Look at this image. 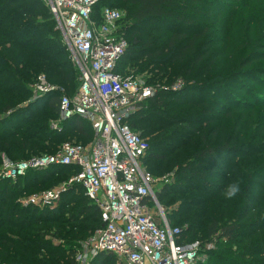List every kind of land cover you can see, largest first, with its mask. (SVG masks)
<instances>
[{"label":"trees","instance_id":"16d2710c","mask_svg":"<svg viewBox=\"0 0 264 264\" xmlns=\"http://www.w3.org/2000/svg\"><path fill=\"white\" fill-rule=\"evenodd\" d=\"M103 7L124 12L127 48L115 72L154 88L128 124L148 141L145 169L177 181L155 197L182 229L178 243L198 241L200 264H264V0H100L94 18ZM39 74L56 89L33 99ZM78 76L42 0H0V154H53L74 134L88 145L84 118L52 128L60 92L73 94ZM177 79L184 84L172 90ZM78 171L53 165L0 176V264H75L84 239L105 226L82 185L45 205L19 198ZM233 183L240 191L226 198ZM89 264L117 258L100 252Z\"/></svg>","mask_w":264,"mask_h":264},{"label":"built area","instance_id":"2783aa9c","mask_svg":"<svg viewBox=\"0 0 264 264\" xmlns=\"http://www.w3.org/2000/svg\"><path fill=\"white\" fill-rule=\"evenodd\" d=\"M42 1L79 74L74 93L61 95L58 118L52 128L58 129L62 121L79 116L91 123L93 138L88 145L65 142L53 154L17 161L6 159L0 176L15 180L30 169L79 167L66 184H81L105 223L82 243L76 257L82 264L100 252L111 253L124 264L203 263L201 244L178 243L182 229L167 223L153 188L158 179L143 165L148 141L128 124L130 115L153 95L154 88L137 77L115 72L127 48V41L120 34L123 12L103 7L94 18V6L100 0ZM183 84L182 79H177L170 88L177 90ZM55 89L44 74H39L32 85L33 99ZM61 191H48L25 202L44 205L57 200ZM151 203L157 208L160 222L152 215ZM212 248L213 243L205 244V250Z\"/></svg>","mask_w":264,"mask_h":264},{"label":"rangeland","instance_id":"374dc122","mask_svg":"<svg viewBox=\"0 0 264 264\" xmlns=\"http://www.w3.org/2000/svg\"><path fill=\"white\" fill-rule=\"evenodd\" d=\"M108 5H110L109 3H107ZM121 12H123L122 10H120ZM124 13V12H123ZM71 61V60H70ZM72 63V62H71ZM72 66L75 68V66L73 65V63H72ZM75 70H77L76 68H75ZM137 78H139L142 82H144L141 78H142V76L141 75H139V76H137ZM168 84H170V83H168ZM65 92H63V91H61L60 92V94L62 95V94H64ZM30 99V98H29ZM29 100H27L26 102H28ZM22 105V104H21ZM20 104L18 105V106H21ZM42 105V104H41ZM17 106V107H18ZM16 107V108H17ZM42 108H43V105H42ZM44 113H46V112H44ZM57 123V122H56ZM66 141H68V143H75V144H77V143H82V142H86L87 140H86V137H84V136H78L77 134H74L73 135V139H70V140H66ZM6 159H9L8 157H6L5 155H4V153L3 152H1V154H0V171H1V167H2V163H3V161L4 160H6ZM171 176H172V173H169ZM157 175H159V176H157V177H155V178H157L158 179V181L156 182V184H154L153 185V188H154V191H156L157 190V188L161 185V184H163L164 182H167L168 180H169V178L166 176V181H163V177L164 176H160V174H157ZM171 179L169 180V182H177L176 180H175V178H173V177H170ZM67 183V180H65V179H59L58 181H57V183L56 184H54L53 186H51V188H49V189H47V190H43V189H45V188H43L41 191H39L38 193H35V191L34 192H28L26 195H24L22 198H19V199H23V200H29L30 198H33V197H37L38 195H41L42 193H45V192H55L56 190H63L64 188H66L67 186H69V185H67L66 184ZM182 185H184V184H182ZM46 187V186H45ZM53 201V200H52ZM49 202H51V201H49ZM48 202V203H49ZM178 203V201L174 204V205H176ZM159 204V203H158ZM45 205V204H44ZM160 205V207L162 208V210H163V213H164V216H165V218H166V220H167V223L169 224V225H174V223H171L170 222V220L168 219V217H167V214H166V210L167 209H169V207H166V206H164L163 204H159ZM149 208L151 209V211H152V215H153V217L158 221V222H160V216L158 215V211H157V208L154 206V204L153 203H151V205H149ZM93 233V232H92ZM92 233H91V235H92ZM91 235H89L87 238H85L84 239V241L85 240H87ZM83 241V242H84ZM82 242V243H83ZM82 248V247H81ZM81 248H80V250H81ZM81 253V251H79V253L78 254H80ZM75 258H74V263L75 264H82V262L81 261H78L77 259H76V257H77V253H76V255L74 256ZM93 258V257H92ZM92 258L90 259V261L92 260ZM90 261H88L87 260V264H89L90 263ZM124 264V262H122V261H120V260H118L117 259V264Z\"/></svg>","mask_w":264,"mask_h":264},{"label":"clouds","instance_id":"9594fccd","mask_svg":"<svg viewBox=\"0 0 264 264\" xmlns=\"http://www.w3.org/2000/svg\"><path fill=\"white\" fill-rule=\"evenodd\" d=\"M240 191L239 185L236 183L228 185V187L225 190V196L226 198H233L237 195V193Z\"/></svg>","mask_w":264,"mask_h":264}]
</instances>
